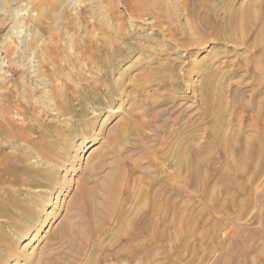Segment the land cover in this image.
Masks as SVG:
<instances>
[{"label": "rangeland", "instance_id": "obj_1", "mask_svg": "<svg viewBox=\"0 0 264 264\" xmlns=\"http://www.w3.org/2000/svg\"><path fill=\"white\" fill-rule=\"evenodd\" d=\"M248 1L0 0V168L9 170L0 181V264H162L163 261L166 264H228L230 251L240 255L232 264H264L263 249H259L264 245V236L260 243L249 245L248 242L249 232L257 235L258 229L264 231V212L254 207V212L242 218L237 212L232 215L217 211V199L229 192L218 186L222 183L218 179L220 172L229 166L235 171L239 184L245 178L236 170L241 164L219 162L218 158L227 156L224 147L203 157L197 188L189 186V177L177 178L173 156L167 155L166 181L160 182L164 184L156 196L158 205L150 206L152 193L144 196L136 206L132 225L123 224L122 219L129 214L136 197L134 182L152 176L137 172L132 161L125 159L114 217L110 224L105 223V231L98 240L91 241L102 251L95 255L90 250L71 254L69 247L57 237L80 177L87 174L86 169L105 147L111 128L127 125L133 104L141 97L138 87L146 80L139 74L145 69L146 58L142 59L144 51L138 46L144 45L148 38L155 44L165 43L166 56H185L187 51L192 54L185 57L183 67L171 77V80H180L181 85L170 84L157 91L155 84L159 79L156 77L145 86L148 95L158 92L176 95V102L185 108V117L198 112L194 126L198 127L202 148L211 143L214 134L230 133L240 147L244 135L252 137L258 127L264 130V114L254 112L252 104L253 100L264 97V69L262 72L254 65L256 52L252 48L237 47L244 57L247 55L245 62L250 65V75L240 69L228 77L233 88L238 86L246 92L243 98L247 103L250 98V108L242 109L241 95L235 97L228 92L226 97L230 102L227 110L223 108L224 112L226 110L223 117L230 119L231 124L215 129L211 127L217 118L215 106L213 112L205 116L201 98L206 60L211 55V58L216 57L214 65L222 66L227 58L235 59L234 51L230 50L235 48L231 42L220 43L212 34L204 37L195 31L196 25L204 14L222 18L231 12L230 7L238 8ZM158 15L162 20L158 21ZM183 34L185 37L191 34L194 44H185ZM174 40L186 46L174 44ZM191 61L198 69L187 77ZM57 68H63L65 74H52ZM165 72L169 74V70ZM258 78L262 80L259 87L263 93L255 97L251 88L259 90ZM66 83L68 90L64 91ZM188 83L193 87L189 88ZM207 87V91L214 90L213 85ZM152 91L155 93L151 94ZM170 105L173 103L166 107ZM137 109L141 111V107ZM27 124L32 130L26 134L37 138L44 133L48 141L38 148L23 140L12 142L4 138L7 133L24 132ZM130 138L132 136L124 135L117 147H126ZM233 149L229 155L237 157L238 149ZM39 152L48 154L51 160ZM20 153L28 157V171L17 162ZM5 154H9V160L2 159ZM145 165L150 166L148 162ZM14 167H19L18 171ZM252 184L254 201L250 205L261 208L264 205V165L258 180ZM147 215L150 216L148 222ZM77 217L82 216L77 215L71 221L78 220ZM11 219L15 223H10ZM143 225L148 226L146 236L141 233ZM202 232L206 234L204 240ZM201 242L205 247L198 249ZM248 252L250 258L245 262L243 257L248 258ZM180 254L183 259L178 262Z\"/></svg>", "mask_w": 264, "mask_h": 264}, {"label": "bare ground", "instance_id": "obj_2", "mask_svg": "<svg viewBox=\"0 0 264 264\" xmlns=\"http://www.w3.org/2000/svg\"><path fill=\"white\" fill-rule=\"evenodd\" d=\"M229 9L230 10L232 9L231 12L229 13L227 12L228 14H226L222 18H219L216 14L215 15L204 14L200 18L195 28L196 29L195 31L199 32L204 37L207 36L208 34H212V36L214 35L215 37L214 39H216L220 43L227 45L226 43L231 42L233 48H235V49H230L234 51L235 59L230 60L227 58L225 62L222 64V66H220V64L214 65V63H216L214 62V59L216 57L211 58V55L208 58V60H206L208 66L205 65L207 66V73H205L206 75L204 79V84L201 85V87H203L204 89V91L202 90L201 98H202V102L204 103L203 113L205 116L209 114L210 111L213 112V107L215 106L214 113H216V115L215 114L214 115L217 118H215L214 116L215 120L211 124L212 125L211 127H215V129L216 127L218 129V126L224 127L223 124H227V125L231 124L230 119L229 120L226 119L227 120L226 122L225 118L223 117L224 115H226L225 113L226 110L228 109L230 102L227 100L226 97L228 92H231V94H233V96L235 97L239 94L241 95L239 96L242 97L240 104L242 109L243 108L247 109L251 107L250 98L248 99L249 103H247L248 101H245L247 100L246 98L245 100L243 98L246 92L245 91H244L245 93L242 92V90L240 89L241 87L238 86L236 87L234 86L235 88H233L232 82L228 83V77L230 75L235 74L240 69H245L246 75H250L251 72V70L249 69L250 65L245 62L247 53L245 54L246 56L244 57V54L241 53L237 47L240 45H246L248 48L250 47L253 50H255L254 52H256V56L254 57V62L256 64L254 65H257L258 69L260 68L262 72L264 69L263 68L264 67L263 66L264 65V0H249L247 3L243 4L238 8L230 7ZM157 19L158 21L159 19L162 20L161 15H158ZM191 34L189 35L187 34L188 36L186 37L183 34L184 38H186V41H184L185 44H192V45L194 44ZM148 39L149 40L144 45L142 43L139 44L138 46L139 49L141 48L144 51V56H142V59L146 58L144 63L145 66H143L145 67V69H143L139 75L142 76L143 79L146 80V82L142 86L138 87V91L141 92L140 93L141 97L138 98L135 101V103L133 102L134 104L132 107V112L129 113L128 115L130 124H128L129 122L126 121L127 125L122 124L120 127L111 128L110 130L111 133L108 136V139L105 141V147L101 152L98 153V155L95 156L97 157L95 162H93L92 165L88 166V168L86 169V172L88 171L87 174H84L82 177H80L77 190L73 194L72 199L70 200V206L68 208L67 216H66L67 218L65 221H63V223L60 226V229L58 230L57 233L58 240L62 244H65L66 246L69 247L70 250L68 251L71 254H80L83 253L84 251L90 250L92 255L93 254L95 255V253L102 251V249H100L98 245L93 246V244H91V241L94 238L95 240L96 239L98 240V238L105 231V223L109 222L110 224L111 220L114 217L113 214L116 207L118 206L120 199L119 191H120V184L122 181L121 179L123 176L122 167L125 165V164L123 165L125 159L132 161L131 164L133 163V165L136 166L135 169L139 170L137 172H141V171L147 172L150 173V175L152 176V178L144 181L134 180L135 181L134 193L136 194V197L135 199H133L134 203L130 205L129 214L122 219V222H124L123 224L132 225L136 218L134 217L137 211L136 206L141 204L144 196L148 195L149 193H152L154 196H151L152 204H150V206L154 208L155 206L158 205L156 202V196L160 194L159 192L163 188L162 185L164 184L160 182H162L163 180L164 182L166 181V175H167L166 160L168 159L166 158L167 155L171 154V156H173L172 161H174L175 164L174 172H178L180 174L178 175V173H176L177 178H179L180 176L182 177V175L183 177H189L190 179L189 186H191L192 188L194 187L197 188L200 178L199 175L202 170L203 157L210 154L212 150L214 151L217 148H223V147L225 148L224 152H226L228 156V154L231 151V148L233 147L234 144L233 140L235 136H233L231 140V134L229 133L228 135L224 133L223 136H220L221 134L212 135L211 143L208 144V146L206 145L207 147L202 148L200 145V136L198 134V127L194 126L197 124L198 112H196L194 116H192V114H189V117H185V115H187V113H184L185 108L182 107V104L176 102L177 96L174 94H170L166 92L164 93L158 92L159 95L157 96L158 93L156 94L155 92L152 91L153 93L151 94L154 93L155 94L148 95V93L146 92L145 85L147 84V82L151 83V81L155 80L156 77H158L159 79L158 80L159 82L155 84L157 91L162 88H165L167 85L169 86L170 84L174 86L181 85V83H179L180 80H176V79L171 80V77L172 75L175 76L178 73V69L183 67V64L185 62V57L192 55L190 51H187L185 53V56L182 55L176 58L169 57L168 55L166 56L167 48L165 43L155 44L153 43L151 37ZM174 44H177L179 46L181 45L186 46L182 44V41L179 42L178 40H174ZM186 49L188 50V48ZM227 52L225 53L228 54ZM147 58H150L151 61H149L150 59ZM189 65L191 68L186 72L187 77L194 70L198 69V67H196L197 64L194 63V61H191V64ZM57 69L59 71L52 70V74L53 72L57 74H59V72L65 74V70H63V68H57ZM166 70H169V74H167L168 72L167 73L165 72ZM204 70L206 71V69ZM262 76L263 74H261L260 77ZM254 83H256V81ZM257 83L259 90L255 88H251L254 91L255 97L262 96L261 94L263 93V90L259 87V84L262 83V80L257 81ZM187 85L189 86V88L193 87V84L191 83H188ZM207 85H210V87L211 85H213L214 90L210 88L207 91V89L209 88V87L205 88ZM67 86L68 84L66 83L63 89L64 91L68 90ZM231 88L233 89L231 90ZM212 98L216 99V101H214ZM239 101L240 100H238V102ZM169 103H173V105L166 107V105H168ZM252 104H253V108L255 109L254 112H257L258 115L264 114V97L262 100L259 101L253 100ZM139 107H141L140 112H138L137 109ZM223 108L226 109L225 112ZM210 120L212 121V119ZM25 126L26 127L24 129V132L18 130L19 132L16 131L13 133H7L4 136V138L7 141H12V142L23 140L26 144L34 145L37 147L39 144L46 143L48 141V138L44 133H41L40 136H38L37 138L32 137L29 133L26 134L27 132H29L28 130H32V127H30L28 124ZM173 128L176 130H173ZM124 135L132 136V138H130L131 140L129 141L128 145H126V147H123L124 148L123 150V148H118L117 146L119 143V139L121 138L120 141L124 139ZM242 141L243 142H241L240 147L237 150L238 159L240 162L242 160H245L246 165L249 164L253 166L252 160H254L258 155L259 156L263 155L264 144L260 140L258 141L256 137H252V138L245 137L242 139ZM211 146H213L214 148H212ZM56 148L53 146V150H56ZM23 154H25V152ZM23 154L21 153L17 154V158H18L17 162L19 161L22 167H24L27 170L28 157ZM40 154L44 156V158H46L47 160H51L50 159L51 156L49 157L48 154H45L43 152ZM9 157H10L9 154H5L2 157V159L9 160ZM146 162H148L150 166L145 165ZM10 165H12V162ZM17 165L14 166L17 167ZM254 166L256 167L257 165L254 164ZM18 168L15 169H17L18 171ZM158 170L160 171V173H158ZM7 173H9V170L7 168L6 169H4L3 167L0 168L1 182L4 180L3 179L5 177L4 175H6ZM163 173L164 175H162ZM165 206L166 203L164 207ZM224 210H225L224 206L218 208V211H224ZM77 215H80L82 217H77L78 220H75L76 222L71 221ZM149 219L150 216L147 215V222ZM9 222L15 223L13 219L9 220ZM190 228L192 229V227ZM142 231L143 232L141 233H143V236L144 235L146 236V234H148L149 231L148 226L145 227V225H143ZM201 236L202 238H206V234L202 233Z\"/></svg>", "mask_w": 264, "mask_h": 264}, {"label": "crops", "instance_id": "obj_3", "mask_svg": "<svg viewBox=\"0 0 264 264\" xmlns=\"http://www.w3.org/2000/svg\"><path fill=\"white\" fill-rule=\"evenodd\" d=\"M245 136V135H244ZM245 137H249V136H245ZM252 137H256L257 140L261 141L263 144H264V130H263V127H258L257 128V133ZM250 137V138H252ZM233 138V136H232ZM231 138V140H232ZM242 138V139H243ZM236 141H239V139H237ZM244 141V140H243ZM242 141V142H243ZM233 147H236V149H238L239 147V143L235 142V137H234V142H233ZM238 145V146H237ZM212 148H214L213 146H211ZM264 147V146H263ZM231 148V151L230 153H232L234 151V149L232 150ZM236 156L234 155H229L228 156H224V157H220L218 158L220 161L221 164H232V165H238L239 164H243L242 167H238L237 172L241 173L243 176H245V178L243 179V181L241 182V184H239V181L238 179H235V171L233 172L232 168H230L229 166L226 167V171L224 172H220L219 174V181L221 180V185H218L219 188L223 189H227V191L229 190V192L222 196V198H219L217 199V202H218V205H217V211H218V208L221 207V206H224L225 207V210L224 211H221V212H227V214H234L235 212H237L239 214L240 217L242 218H246L250 215V213L254 210H258V211H262L264 212V205H262L263 207L261 208H258L255 206V204L253 205V208L251 207L250 203L252 201H254V193H252V188L254 187L252 183L256 182V180H258V175H260L263 171V165H264V153L262 156H256V158L254 160H252V165H249L247 166L246 165V162L245 160H242L241 162L239 161L238 159V154H237V157L235 158ZM254 164H256L257 166L255 167ZM244 167V168H243ZM230 176V177H227V176ZM238 182V183H237ZM251 183V184H250ZM238 185V186H234V185ZM226 193V191H224ZM223 195V193H222ZM227 203V204H226ZM217 204V203H216ZM226 205V206H225ZM256 209H255V208ZM214 209V208H213ZM263 230L262 229H258L256 231V234H250L249 232V236H248V242H249V245L253 244V243H260V240L261 238L264 236V231L262 232ZM203 233V232H202ZM263 233V234H262ZM205 234V232L203 233ZM206 239V238H203V240ZM202 244V245H201ZM185 245H187L185 243ZM205 244H203L202 242L199 243V246L198 249H200L201 247H205L204 246ZM197 247V246H196ZM261 246H259V249H263V252L262 254L264 255V245L260 248ZM249 254V257L248 258H244L243 257V260H245V262L248 260L249 261V258H250V253L248 252ZM229 256L228 259H229V262L228 264H232V262L234 261V259L240 255H238V253H236L235 251H230L228 253ZM196 256H198L197 252H196ZM261 257V255L259 256ZM202 258V257H201ZM183 259V256L180 254L178 255V262L181 261ZM171 261V260H170ZM169 261V262H170ZM174 261V260H173ZM162 264H166L165 261H163Z\"/></svg>", "mask_w": 264, "mask_h": 264}]
</instances>
